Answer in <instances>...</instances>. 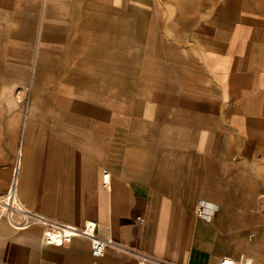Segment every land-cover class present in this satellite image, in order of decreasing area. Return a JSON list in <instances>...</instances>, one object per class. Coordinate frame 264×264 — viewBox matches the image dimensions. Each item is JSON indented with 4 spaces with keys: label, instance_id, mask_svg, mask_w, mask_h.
Segmentation results:
<instances>
[{
    "label": "crops",
    "instance_id": "1",
    "mask_svg": "<svg viewBox=\"0 0 264 264\" xmlns=\"http://www.w3.org/2000/svg\"><path fill=\"white\" fill-rule=\"evenodd\" d=\"M133 3L102 9L69 93L38 74L30 101L27 57L0 73V264H264V0ZM30 10L0 0V29ZM86 221L99 257L44 241Z\"/></svg>",
    "mask_w": 264,
    "mask_h": 264
},
{
    "label": "rangeland",
    "instance_id": "2",
    "mask_svg": "<svg viewBox=\"0 0 264 264\" xmlns=\"http://www.w3.org/2000/svg\"><path fill=\"white\" fill-rule=\"evenodd\" d=\"M138 1L144 5L151 4L150 0ZM117 4L118 0H22L23 6L31 7V13L8 14L14 17L15 21L19 19L18 28L12 31L0 29V73L5 72L7 64L12 65L16 73L21 70L23 62L28 63L30 101L35 97L34 84L38 82V74L41 90L45 94L49 93L50 98L55 88L63 94L69 93L71 87L75 86L78 70L83 69L80 66L85 67L84 64L92 59L87 54L93 53L95 47L87 45L86 39L91 37L93 23L104 22L105 16H113L101 11ZM127 4H134L133 0L129 3L127 0ZM60 23L62 28H55V24ZM70 23H73L72 26ZM31 24L33 29L29 31L27 28ZM28 33L30 40L27 39ZM7 37L14 38L10 41L15 42V45L13 42L6 45ZM39 51L44 54V60L39 59ZM25 57L29 58V61L22 62L21 59ZM13 58L15 61L11 62ZM115 64L116 62H111V65ZM129 64L130 69H133L134 63ZM146 64L149 63H143ZM57 66H60L61 79L55 84L53 77ZM13 81L15 86L21 85L20 77L14 76ZM14 96L21 99L20 93H15Z\"/></svg>",
    "mask_w": 264,
    "mask_h": 264
},
{
    "label": "built area",
    "instance_id": "3",
    "mask_svg": "<svg viewBox=\"0 0 264 264\" xmlns=\"http://www.w3.org/2000/svg\"><path fill=\"white\" fill-rule=\"evenodd\" d=\"M110 174L105 171L103 174V180L110 187L109 183ZM7 206L10 209H20L19 203L14 197L13 187L11 188L10 193L6 196ZM51 233H57L58 238H53ZM78 234H84L89 238L91 243V250L94 256H101L104 254L109 241L102 239L96 235L95 223L93 221H86L84 228L82 230L71 227V226H60L55 225L50 222H46L44 229V241L51 244L61 245L63 243L69 242L74 236ZM220 264H235L234 260L231 257H224L221 260Z\"/></svg>",
    "mask_w": 264,
    "mask_h": 264
},
{
    "label": "bare ground",
    "instance_id": "4",
    "mask_svg": "<svg viewBox=\"0 0 264 264\" xmlns=\"http://www.w3.org/2000/svg\"><path fill=\"white\" fill-rule=\"evenodd\" d=\"M51 235L53 238H56V237L58 238L57 233H51Z\"/></svg>",
    "mask_w": 264,
    "mask_h": 264
}]
</instances>
